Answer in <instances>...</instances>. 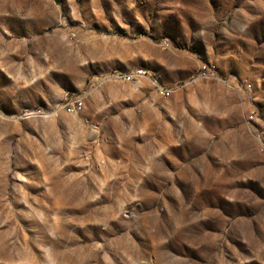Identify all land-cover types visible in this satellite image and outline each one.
<instances>
[{"label":"rangeland","instance_id":"rangeland-1","mask_svg":"<svg viewBox=\"0 0 264 264\" xmlns=\"http://www.w3.org/2000/svg\"><path fill=\"white\" fill-rule=\"evenodd\" d=\"M0 264H264V0H0Z\"/></svg>","mask_w":264,"mask_h":264},{"label":"built area","instance_id":"built-area-1","mask_svg":"<svg viewBox=\"0 0 264 264\" xmlns=\"http://www.w3.org/2000/svg\"><path fill=\"white\" fill-rule=\"evenodd\" d=\"M81 102H78V104H77V108H81Z\"/></svg>","mask_w":264,"mask_h":264}]
</instances>
